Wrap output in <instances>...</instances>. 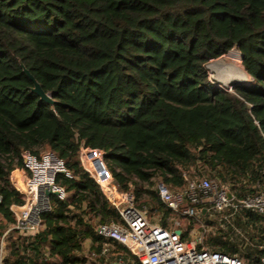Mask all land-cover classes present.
<instances>
[{
    "label": "trees",
    "instance_id": "obj_1",
    "mask_svg": "<svg viewBox=\"0 0 264 264\" xmlns=\"http://www.w3.org/2000/svg\"><path fill=\"white\" fill-rule=\"evenodd\" d=\"M233 50L252 83L229 90L209 73L212 61ZM23 66L52 104L32 91ZM81 147L102 151L120 188L148 217L160 215L164 226L173 218H184L188 230L199 224L169 209L156 181L177 193L204 175L236 193H258L264 184V0H0L3 229L16 223L11 206L25 203L11 182L24 166L23 153L40 158L49 149L71 175L57 176L68 196H52L39 233L9 234L3 264H87L79 254L83 242L92 240L91 253L105 243L96 226L123 222L82 167ZM246 215H236L235 228L264 232V215ZM201 219L210 228L207 247L261 264L264 249L246 247L226 223L202 213ZM120 256L133 258L117 246L112 258Z\"/></svg>",
    "mask_w": 264,
    "mask_h": 264
},
{
    "label": "built area",
    "instance_id": "obj_2",
    "mask_svg": "<svg viewBox=\"0 0 264 264\" xmlns=\"http://www.w3.org/2000/svg\"><path fill=\"white\" fill-rule=\"evenodd\" d=\"M239 56L241 59V55ZM23 157L24 166L12 172L11 182L23 195L25 203L11 206L16 223L4 233L6 238L13 231H19L27 237L35 236L42 228V215L52 211L54 194L50 195L49 192L57 193L55 196L62 200L68 196L64 188L56 183V178L59 174L69 177L71 175L65 162L53 151L47 150L42 159L28 152L23 153ZM79 157L82 167L99 185L105 198L123 221L96 226V233L105 243L99 253H91L92 259L99 260V257H103L105 264H247L242 258L215 252L205 245L208 228L199 219L201 213L207 215L209 220L232 226L237 236L251 247L264 249V246L248 238V235L233 225L236 215L242 212H247L245 219H249L250 213L264 215V184L256 194L236 193L228 184L203 175L198 180L188 181L186 188L176 193L165 183L156 181L157 194L169 209L180 216L196 219L203 233L192 238L191 230L188 232V229L183 228L177 218L172 219V228L152 223L146 209L137 206L134 195L120 188L104 160L102 151L81 147ZM47 163L51 165L47 166ZM184 177L188 180L187 175ZM228 191L232 197H229ZM184 234L189 235L190 239H184ZM117 246L127 249L133 258H112ZM261 264H264V257Z\"/></svg>",
    "mask_w": 264,
    "mask_h": 264
},
{
    "label": "rangeland",
    "instance_id": "obj_3",
    "mask_svg": "<svg viewBox=\"0 0 264 264\" xmlns=\"http://www.w3.org/2000/svg\"><path fill=\"white\" fill-rule=\"evenodd\" d=\"M239 52L237 50H233L230 53L224 55L223 57L216 59L214 61L211 62L210 64V75L213 79H216L221 86H223L224 88H227L229 90H232V86L236 83H246V84H250L252 83V79L248 76L247 72L243 71V68L245 67L243 62L241 61V65L240 63L237 61L235 56H239ZM242 59V58H241ZM247 74V78L245 79V75ZM49 150V149H44L41 152V156L40 159H42L44 153ZM18 169V168H16ZM15 169V170H16ZM149 219L151 220L152 223H156V224H161V225H165L164 223L161 222L162 217L160 215H155V216H150ZM175 219V218H173ZM178 220L181 221L182 223V227L187 229L186 227V220L184 218H177ZM201 219V218H199ZM202 220V219H201ZM168 224L167 226L169 228H172V219H168L167 220ZM5 222H3L2 220L0 221V264L3 263L4 258H6L8 256V241L7 238L4 237V233L10 229L12 226L8 227L7 229H3V224ZM191 230V232H190ZM210 231V228L207 229V233ZM192 234V238L193 237H198L201 235V233H203L202 229L199 228L198 225H195L193 229H189V231ZM206 233V234H207ZM248 233H250V235H248L247 237L250 238V236H254L255 237V232H253L252 230H250V232L248 231ZM205 234V235H206ZM264 235V233H262ZM14 236L16 234H13ZM188 236V239H190V236ZM251 239V238H250ZM254 242H256L254 240ZM246 247L249 246V244L247 242H245ZM262 243L264 244V237L261 238L260 242H257V244ZM92 247V240L90 238H88L87 240H85L82 244V251L79 252V254L86 258L88 260L87 264H102L100 262V260H95L91 258V249ZM253 249V248H252ZM256 248H254L255 250ZM123 253V252H121ZM3 258V259H2ZM2 259V262H1Z\"/></svg>",
    "mask_w": 264,
    "mask_h": 264
},
{
    "label": "water",
    "instance_id": "obj_4",
    "mask_svg": "<svg viewBox=\"0 0 264 264\" xmlns=\"http://www.w3.org/2000/svg\"><path fill=\"white\" fill-rule=\"evenodd\" d=\"M245 70H246V68H245ZM23 71L34 83V87H33L32 91L35 94H37L42 101H45L47 103L52 104L54 102L52 100V98L41 88L40 84L36 81V79L31 75V73L28 71V69H26L24 66H23ZM49 194L50 195H52V194L57 195V193H51V192H49ZM228 195H229V197H232V195L229 191H228ZM177 232L180 233L179 230Z\"/></svg>",
    "mask_w": 264,
    "mask_h": 264
},
{
    "label": "crops",
    "instance_id": "obj_5",
    "mask_svg": "<svg viewBox=\"0 0 264 264\" xmlns=\"http://www.w3.org/2000/svg\"><path fill=\"white\" fill-rule=\"evenodd\" d=\"M264 226V225H263ZM253 232H255V237H254V240L256 242H260L261 241V238L264 237V235L262 233V231H259V230H254ZM260 245L264 246V244L262 243H259Z\"/></svg>",
    "mask_w": 264,
    "mask_h": 264
},
{
    "label": "bare ground",
    "instance_id": "obj_6",
    "mask_svg": "<svg viewBox=\"0 0 264 264\" xmlns=\"http://www.w3.org/2000/svg\"><path fill=\"white\" fill-rule=\"evenodd\" d=\"M236 57V59H237V61H238V56H235ZM248 76H246V78H247ZM50 166L51 165V163H47V166Z\"/></svg>",
    "mask_w": 264,
    "mask_h": 264
}]
</instances>
